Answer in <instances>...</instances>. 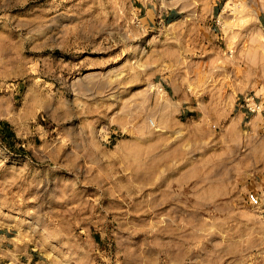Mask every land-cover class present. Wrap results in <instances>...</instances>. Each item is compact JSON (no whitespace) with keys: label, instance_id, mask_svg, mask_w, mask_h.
<instances>
[{"label":"rangeland","instance_id":"1","mask_svg":"<svg viewBox=\"0 0 264 264\" xmlns=\"http://www.w3.org/2000/svg\"><path fill=\"white\" fill-rule=\"evenodd\" d=\"M0 264H264V0H0Z\"/></svg>","mask_w":264,"mask_h":264}]
</instances>
